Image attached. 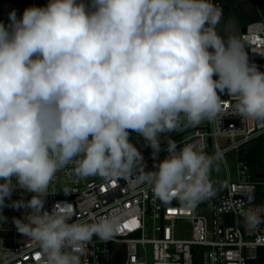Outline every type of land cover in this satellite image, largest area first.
<instances>
[{
    "label": "clouds",
    "instance_id": "9594fccd",
    "mask_svg": "<svg viewBox=\"0 0 264 264\" xmlns=\"http://www.w3.org/2000/svg\"><path fill=\"white\" fill-rule=\"evenodd\" d=\"M222 16L213 0H49L0 22V208L16 188L33 193L11 206L30 209L13 222L39 248L37 264H82L94 235L115 240L123 227L118 211L89 223L72 222L71 203L44 210L69 165L79 179L147 186L163 205L216 195L219 153L168 139L145 171L130 132L156 158L162 135L221 118L225 93L233 115L264 124V72L238 36L218 33ZM262 212L241 211L245 228L264 223Z\"/></svg>",
    "mask_w": 264,
    "mask_h": 264
},
{
    "label": "built area",
    "instance_id": "2783aa9c",
    "mask_svg": "<svg viewBox=\"0 0 264 264\" xmlns=\"http://www.w3.org/2000/svg\"><path fill=\"white\" fill-rule=\"evenodd\" d=\"M48 2L0 0V22L7 25L13 10L19 18L25 8L44 7ZM213 3L223 11L222 22L227 12H233V4L228 0H213ZM233 3L235 6L240 3L241 9L258 16L241 28L238 37L250 62L264 72V13L259 0H234ZM221 98L225 102V114L221 118L162 135L161 151L156 158L144 138L130 132V141L143 155L145 171L154 170V163L168 155L164 150L168 139L177 142L178 150L184 144H193L209 155L219 153L224 161L229 152H236L237 180L211 179L216 195L195 208L182 206L177 201L163 205L149 187L133 188L124 179L110 182L99 177L79 179L68 175L71 165L56 174L49 189L56 193L46 197L44 210L51 211L56 203L67 202L74 206L72 222L91 223L113 211H118L122 218L123 227L115 240L104 242L93 236L86 255L81 257L82 264L84 261L87 264H264V223L250 231L240 215L249 208L264 210V177L257 176L259 173L244 158V153L264 135V124L242 122L232 114L235 99L226 93ZM249 185L254 186V191H248ZM64 188L71 193L65 195ZM32 195L16 188L11 199H6L5 206L0 208V216L5 218L0 220V264H37L39 248L20 234L13 222L15 218L24 219L30 209L11 206L13 201H27ZM185 223L190 224L187 230L182 226ZM125 224L129 227L124 228ZM116 244L125 246L120 260L113 251Z\"/></svg>",
    "mask_w": 264,
    "mask_h": 264
},
{
    "label": "trees",
    "instance_id": "16d2710c",
    "mask_svg": "<svg viewBox=\"0 0 264 264\" xmlns=\"http://www.w3.org/2000/svg\"><path fill=\"white\" fill-rule=\"evenodd\" d=\"M228 1L233 4V12H227L224 21H220L217 26L218 33L225 38L230 35L228 34L230 28L233 30V34L238 36L243 26L258 18V16L253 15L252 12L248 13V11L241 9L240 3L238 6H235L233 3L234 0ZM260 1L264 7V0ZM224 95L225 94H222L221 97ZM244 158L250 162L254 172L261 173L264 170V135L259 137L249 150L244 153Z\"/></svg>",
    "mask_w": 264,
    "mask_h": 264
},
{
    "label": "rangeland",
    "instance_id": "374dc122",
    "mask_svg": "<svg viewBox=\"0 0 264 264\" xmlns=\"http://www.w3.org/2000/svg\"><path fill=\"white\" fill-rule=\"evenodd\" d=\"M259 3H260V6L262 7L263 13H264V7L262 6V2L260 0H259ZM228 34L233 35V30L231 28L228 30ZM164 158H165V156L160 158L155 163H158L159 161L163 160ZM237 175H238L237 155H236L235 151H232V152H229L225 156V161L223 159L220 160L219 167L217 169H214L211 172V179L214 181H226V180H229V178L232 180H237ZM182 226L184 227V230H187V229H189L190 224L185 223ZM113 251H114V254H116V259L120 260L124 256L125 246L122 244H116L113 247Z\"/></svg>",
    "mask_w": 264,
    "mask_h": 264
},
{
    "label": "water",
    "instance_id": "95a60500",
    "mask_svg": "<svg viewBox=\"0 0 264 264\" xmlns=\"http://www.w3.org/2000/svg\"><path fill=\"white\" fill-rule=\"evenodd\" d=\"M245 30H246V28L244 27L243 31H245ZM257 176L264 177V172L257 174ZM136 235H139V232Z\"/></svg>",
    "mask_w": 264,
    "mask_h": 264
},
{
    "label": "snow or ice",
    "instance_id": "6c2138e0",
    "mask_svg": "<svg viewBox=\"0 0 264 264\" xmlns=\"http://www.w3.org/2000/svg\"><path fill=\"white\" fill-rule=\"evenodd\" d=\"M133 224H135V221H133ZM129 227V225L128 224H125L124 225V228H128ZM39 257L37 256V259H38Z\"/></svg>",
    "mask_w": 264,
    "mask_h": 264
}]
</instances>
